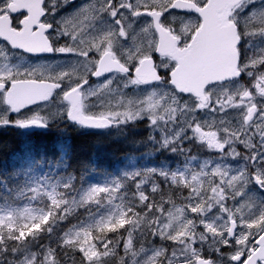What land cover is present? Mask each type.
Here are the masks:
<instances>
[{"label": "snow or ice", "instance_id": "obj_1", "mask_svg": "<svg viewBox=\"0 0 264 264\" xmlns=\"http://www.w3.org/2000/svg\"><path fill=\"white\" fill-rule=\"evenodd\" d=\"M54 2V0H53ZM249 0H231L229 9H232V17H236L237 9L248 3ZM44 3L39 7L42 9L41 18L45 15ZM93 0V3L88 7L82 9L71 19L64 21L60 26V34L68 37L72 41L69 47H61L54 49L51 46L50 39L47 35L48 29L51 27L49 24H44L42 19L39 21L40 35L38 38L33 39L27 45H15L31 53H49L59 51L61 53H75L83 58V63L78 65L72 71H63L56 75H49L40 70L32 71H0V93H3L7 99L8 105L12 111H19L23 109L24 103L21 102L17 106L11 99L13 86L17 84L25 85L21 87L18 92L19 95L27 100L28 104H32L35 99L47 101L52 96L55 89L61 87V81L71 82L74 79H79L80 83L70 87L68 91L63 94V99L68 102L70 108L68 110V117L74 121H78L83 125L95 127H107L110 121L120 118L121 122L134 120L140 117L143 113H147L151 123L158 125L160 122L168 124L175 122L178 113H194L197 110L209 109L215 112L217 108H221V101L218 99L215 103L209 100L207 95L200 96L195 100L194 106L183 105L182 107L176 104L175 107L165 108L164 111L167 115H161L160 109L164 105V99L156 96L155 93L148 96L146 100H141L140 104L143 105L137 111L131 109L120 111H102L96 116L85 115L82 112L83 101L87 99L81 92L83 84L87 83V74L91 72L96 77H101L108 73H121L128 74L131 69L129 65L134 64V78L130 80L133 85L148 83L147 78L143 74V66L146 60L152 58L154 46L146 43L145 34L154 27L159 26L163 14L171 10L167 5L156 6L148 3L147 0H136L133 4L131 0H120L118 6H114L113 0ZM120 8L128 9L134 17L142 14L152 18V24L142 29L132 37V48L123 49L119 53L115 51V45L118 38H127L131 25H125V18L118 17ZM23 13V12H22ZM108 13L115 19V24L118 26L116 30L109 29L101 35H87L89 24L97 18L98 14ZM24 16V15H23ZM22 16V17H23ZM13 20V16H10ZM231 19V18H230ZM234 25L235 33V51L237 55V71L236 77H239L242 72L249 71L251 75L253 71L264 66V51L252 57L247 63H241L238 57V44L240 40V33L237 26V19L231 20ZM175 32L179 26L178 19L174 18L173 23L168 25ZM13 27H15L13 25ZM245 35L255 36L264 35V14L261 16H253L244 21ZM23 25L16 31H22ZM97 54L96 59H89L90 53ZM170 67H174L171 65ZM78 69V70H77ZM157 76H160L158 68L156 69ZM48 82L45 87H36L32 82L35 81ZM111 81L103 85L107 89ZM252 87L260 96H264V71L255 73V79ZM97 93H92L96 95ZM240 99L232 104V107H242L244 109L242 114V125L240 129H232L225 127L223 129V137L219 135L218 130H215V124L212 125L205 123L194 122V117L183 121V126L172 135H166L163 138V146L172 145L174 148L183 135L185 130L190 129L193 135L205 144L210 150L217 152H224L226 147L230 149L229 155L233 158L241 155L235 148V144H241L247 149V155L244 157L249 161L251 167L255 169L254 174L250 175L248 171L242 170L238 174H232L228 169L219 166L212 167L205 164L200 170L186 169L183 172L156 173L155 170H149L144 173H135L129 176V180H136L139 177L136 188V197L140 206L145 207L144 213H138L131 207H125L123 203L115 204V211L109 215L97 220L94 225L83 227L79 229H69L62 238V246L78 250L82 253V260L86 264H99V262L115 254V247L119 244L120 238L118 237L114 243L112 239L108 238L109 233H118L126 226H131V230L127 233V238L124 241L123 247L125 255L130 254L135 257L137 253L133 251V232L141 230L145 221H148L149 231L159 236L161 239L167 238L170 241L184 245L187 243L185 250L191 253V258L187 261L181 259L175 251L171 256H166L164 250L155 251L149 256L143 264H211L201 258L200 253L193 248L195 243L194 237L197 235L195 229L196 224L192 219L185 217L186 212H191L197 215H203L211 208L219 206L220 211L226 214V227L223 231L218 230L213 224H203L206 232L215 238H220L223 246H229V239H235V245L238 247L229 259L236 264H264V206L256 209L251 203H241L239 207L229 208L225 206L228 199L235 200L243 194L244 187L252 180L256 184L264 186V105L257 106L254 103L253 95L248 89H244L237 94ZM235 99L232 95L228 96V101L232 102ZM129 104L132 101L128 102ZM228 108H224L226 112ZM223 113V112H222ZM6 121H0L3 123ZM45 126V121L40 116H35L29 122ZM227 124V121H222ZM24 126V125H22ZM213 129L207 131L206 129ZM181 151L185 149L181 148ZM163 177L170 186H175L178 189H187L188 195L184 196V203L181 206L176 205V201L171 194L160 195L159 202L150 201V198L142 190L144 184L148 183L154 175ZM68 188L69 185H64ZM123 185L116 182L111 187H92L83 196L82 204H98L102 199H107L108 203L112 204L117 197ZM171 190V187L169 188ZM36 194H39L37 189H32ZM152 193H160L158 185L153 184L151 187ZM50 201V208L47 212L32 214L29 213L23 226L18 227L15 233L9 232L7 234L8 240L23 242L29 238L37 235L45 229L46 225L54 222L57 218L63 220L64 216L57 217V212L64 205L68 204L67 200L61 198V194L53 188L51 191L45 193ZM75 203V202H73ZM167 206V207H166ZM175 208V214L170 209ZM70 211V210H69ZM149 213L155 215L149 216ZM165 213L168 214L165 217ZM66 215L68 212L65 213ZM178 214V215H177ZM185 217L186 223L181 228V235L178 237L176 233H169L165 228L170 227V224L162 225V218L180 219ZM0 221H4L6 225L15 222L14 217L9 214L7 216H0ZM203 223V221H201ZM35 228L36 231H30ZM239 229V233H237ZM51 231L50 228L47 229ZM227 234L225 238L224 234ZM200 239H204L200 236ZM5 243V234L3 229L0 228V245ZM143 249H141L142 251ZM219 251V249H216ZM23 264H59L56 253L53 249H48L42 256L33 254L31 258L25 259ZM119 264H124V257L120 258ZM135 264V262H133Z\"/></svg>", "mask_w": 264, "mask_h": 264}, {"label": "flooded vegetation", "instance_id": "obj_2", "mask_svg": "<svg viewBox=\"0 0 264 264\" xmlns=\"http://www.w3.org/2000/svg\"><path fill=\"white\" fill-rule=\"evenodd\" d=\"M133 4H136V0H131ZM148 3H152L156 6L167 5L171 10L165 12L161 17L159 23L167 33V36L163 37L157 33L155 27L145 34L146 43L154 46L152 52V58L154 68L159 71L161 82L152 84H139L143 89L155 90L154 88L164 89L169 87L174 93L175 97L180 100L188 101L190 106H194L196 99L193 96H182L178 94L169 84V73L178 65V63H189L191 67H196L207 58L214 54L219 59L230 60L233 64H236L237 70V55L235 51V33L232 19H237V26L240 33V40L238 44V57L241 63H247L252 57L258 55L261 51H264V47H260L252 39L253 36L245 35L244 21L260 15V5L264 7V0H249L244 4L241 9L236 10V17H232V9H229L231 0H147ZM41 3H44L45 15L41 18L42 9L39 7ZM93 3V0H0V71H7L12 69L13 71H32L40 70L49 75H56L63 71H72L78 65L83 63V58L75 53H61L59 51H53L49 53H31L19 47H13L15 45H27L33 39H36L40 35L39 21L42 19L44 24H49L51 27L48 29L47 35L50 39L51 46L54 49L61 47H69L72 45V41L60 34L61 24L74 17L82 9L88 7ZM114 6L120 4V0H113ZM97 6L98 0H97ZM23 12V13H22ZM24 15V16H23ZM13 16V20L10 19ZM23 16V17H22ZM125 18V25H131L129 35L127 38H118L115 45V51L120 52L123 49H131L132 37L141 32L142 29L152 24V18L147 15H140L134 17L128 9L120 8L118 11V17ZM174 18L178 19L177 31H173L170 25L173 23ZM231 18V19H230ZM13 25L15 27H13ZM23 25L22 31H16V27L19 28ZM116 30L118 26L115 24V19L108 13L98 14L97 18L90 22L87 35H101L109 29ZM161 46V47H160ZM97 54L95 52L90 53L89 59H96ZM174 65V67H170ZM132 71L128 74L121 73H108L101 77H96L89 72L87 74V83L83 84L81 92L87 97L83 101L82 112L85 115L96 116L100 113V107L98 106L101 97L107 96L109 101L115 102L116 90L119 86L124 91L131 93L130 80L134 78V64L129 65ZM78 70V69H77ZM264 71V66L253 71L250 75L246 70L240 74V78L225 84H218L211 86L206 90V95L209 100L215 103L218 99L220 101H226L227 104H222V110L228 108L226 112L232 117V121L235 124L232 129H240L242 125V114L244 109L242 107H232V104L240 99L237 95L244 89H248L252 95L254 103L259 107L264 105V96H260L256 93L252 87L255 73ZM111 81L108 91H101V87ZM36 87H45L48 82H41L39 80L32 82ZM79 79H74L71 82L65 80L61 81V87L55 89L52 96H50L47 103L40 106L34 104H28L27 100L19 95L18 90L25 85L17 84L13 86L11 99L13 102L20 106L21 102L24 103V108L19 111H12L8 105L7 99L3 93H0V121H6L0 123V134H20L22 139H28L30 141L37 142V137L40 139L45 138L46 142L51 145V150L56 143L57 139H67L68 133L74 131L82 135H97L118 138L120 141L124 136L130 143H140L136 147H128V149H137L142 152H146L145 160L148 163H156L160 161L165 154H175L176 149H187L190 147L195 151L194 146L199 140L193 135L190 129L184 132L177 142L175 148L172 145L163 146V131L159 130L156 125L151 124L148 120H141L137 126L125 125V123H132L131 121L121 122L117 118L112 120V126L107 129H87V131L79 130L76 128H69L67 113L70 105L63 99V94L70 89L71 86L79 84ZM157 88V89H158ZM92 93H97L92 95ZM232 95L235 99L232 102L228 101V96ZM37 99H35L36 101ZM61 110L62 115L55 116L53 110ZM197 112V111H196ZM196 112L192 113L194 122L196 121ZM40 116L45 121L43 128H37L38 124L29 123L33 117ZM60 118H65L67 122L63 123L62 127H59L53 131L54 124L59 122ZM216 122L221 123L218 115H213ZM24 125V126H22ZM74 125V124H73ZM229 126V125H228ZM54 129V128H53ZM211 131L213 129H206ZM219 135L223 137V132L219 131ZM59 135V136H58ZM65 144V145H64ZM67 142L64 141L63 148L65 149ZM200 144H202L200 142ZM59 145H62L60 142ZM58 145V146H59ZM236 150L241 153L239 157L233 158L228 153L230 149L226 147L224 152H217L210 150L211 158L222 159L223 161L231 164L238 165L239 170H246L250 175L254 174L253 169L248 160L244 157L247 155V149L241 144L234 145ZM70 148V147H69ZM71 149V148H70ZM183 155L184 151H181ZM126 156V153H123ZM264 167V166H262ZM235 168V167H234ZM233 169V168H232ZM232 174H236L233 171ZM161 184L168 189L171 187L175 189V186H170L167 181H160ZM164 191L160 188V192ZM245 191H249L254 194L258 200L264 203V186L258 185L252 180L249 183V187H245ZM168 193V192H167ZM179 192L176 194L178 195ZM128 226L127 228H130ZM226 227V223H225ZM224 227V228H225ZM224 230V229H223ZM128 233V231L126 232ZM239 233V229H237ZM153 235V234H152ZM146 239L140 243L137 241L133 243L134 251L139 253H147L150 251L164 250L166 256H171L175 251L181 256V259L187 261L191 258V253L186 252V242L184 245L176 242H167L156 247L145 248L142 251L135 249V246L142 245L143 243H149L153 241V236H147L143 234ZM227 238V234H224ZM115 238V237H113ZM134 238V237H133ZM116 239V238H115ZM136 241V239L134 238ZM121 245L124 244V240L120 239ZM238 246L235 245V239H229V246L225 247L221 244L220 238L212 243L210 240L207 244H193V248L196 249L201 258L206 261H210L211 264H236L229 259L230 255L234 253ZM216 249H219L217 251ZM121 257H124V264H130V260L136 259V257L128 258L124 250L120 252ZM120 257V258H121ZM119 260H103L102 264H119ZM117 262V263H116Z\"/></svg>", "mask_w": 264, "mask_h": 264}, {"label": "trees", "instance_id": "obj_3", "mask_svg": "<svg viewBox=\"0 0 264 264\" xmlns=\"http://www.w3.org/2000/svg\"><path fill=\"white\" fill-rule=\"evenodd\" d=\"M68 137L71 148L68 175L79 176L83 182L94 174L112 175L117 169L121 168L123 153L128 154L132 151L128 147L133 148L140 145V143L128 142L124 136H120L122 139L119 141L116 137L114 138L117 140H114L110 136H107V139H105L104 136L82 135L71 131L68 133ZM60 141L62 144L64 143L63 139H60ZM50 148L51 145L46 142L44 137L40 138L38 142H34V140L26 142L15 134H0V209L18 208L29 203V195L25 194L22 189L25 184L22 181L25 168L30 162L37 163L41 159H44L45 156L41 153L49 151ZM97 154L106 158L110 156V158L114 159L110 165L104 166L97 163L95 158ZM18 158L20 161L19 170L15 168ZM167 192L176 197L174 193ZM167 192L152 193L150 190H147L145 194L149 196V202L153 200L159 202L160 195H167ZM62 194H65V192ZM37 206L44 212H47L50 208V201L46 197H39ZM146 210V206L142 208L140 204L135 207V211L138 213H144ZM60 212L61 209L58 210L57 217H59ZM154 214L149 213V216ZM14 219L15 222L12 224L0 225L5 234V243L0 245V264H19L20 260L24 258L29 250H34L39 256H42L46 249H53L55 251L59 264H84L82 257L75 249L62 246V240L58 235L59 228L56 229L54 234L48 235V225H46L44 230L33 237L27 238L23 244L18 241L8 240L6 238L7 234L9 232L15 233L17 228L23 226L25 223L20 221L19 218ZM55 221H59V218ZM30 231H36V229L32 228ZM124 231L126 229H121L118 233H109L108 238L112 239L115 243L118 237L120 239L124 238ZM144 233L149 236L151 234L148 228V221L144 222L141 230L134 231L133 235L137 238H142ZM49 244L52 245L50 246ZM23 250H26V253Z\"/></svg>", "mask_w": 264, "mask_h": 264}, {"label": "rangeland", "instance_id": "obj_4", "mask_svg": "<svg viewBox=\"0 0 264 264\" xmlns=\"http://www.w3.org/2000/svg\"><path fill=\"white\" fill-rule=\"evenodd\" d=\"M260 7H261L260 8V15H261V14H264V7H262V5H260ZM252 39L256 42V44L258 46L264 47V35H255L252 37ZM130 87H131V93L129 94L128 91H124L123 88H120L119 86H117L115 88V90H116L115 102L109 101L108 97L106 95L101 97V100H99V103H98V106L101 109L100 112H102V111H120V112H123V111L128 110V109H131L132 111H137L143 107V105L140 104V101L146 100L148 98V96L152 95L153 93H155L156 96L159 98H166V99H164L163 107L160 109L161 115H167L166 112L164 111L165 108H170V107L176 106V104H174L173 101L178 103L181 107L185 104H187V105L190 104L188 101L180 100L178 97H175L174 93L171 91V89L169 87H166L164 89H159L157 87L158 89L154 88L155 90H150V89H146V88L143 89L139 85L131 84V85L127 86L128 89ZM102 88H103V86L101 87V89ZM108 89H111V88L108 87L107 89H104V90L108 91ZM129 101H132V103L129 104L128 103ZM221 104H227V102L222 100ZM52 112L55 116L62 115L61 110L55 109ZM196 113H197L196 114L197 116H196L195 122H199V123L207 122V124H209V125H212L214 123L215 124V130H219V131L223 132V129L225 127L234 128L235 124L232 121V117L229 116L228 112H224L222 110V107L217 108L215 112L210 111L209 109H203V110H197ZM213 115H218L219 119L221 120V123H218L215 121V119H212ZM191 118H193L192 113H178L174 123L169 122L168 124H164L163 122H160L156 126L159 130L163 131V138H164L166 135L170 136L173 133H175L176 131H179V129L183 126V121L191 119ZM117 119L120 121L119 117ZM143 119L148 120L151 123V120H150V118L146 112L143 113L140 117H138L134 120H128V121L135 122V121H141ZM222 121H227L228 123L224 124V123H222ZM209 129H211V128H209ZM187 130H185V131H187ZM195 146L200 150L201 153L202 152L205 153L206 149H203L201 144H198V145L196 144ZM211 160L213 162H211ZM206 163L212 167L219 166L221 168H225L223 166V164L220 163V161H218L216 159L213 160V159L205 158V159L199 160L196 157L189 155L184 160L183 166L178 168L175 172H183L189 168H191L194 171L195 170L198 171V170H200V168L204 167ZM144 168H145V170L146 169H152L155 171H168L167 167H162V168L157 169L155 167L145 166ZM34 173L35 172H33L32 174H34ZM107 187H110V186H107ZM245 187L248 188L249 183ZM245 187L243 189V194L241 196L237 197L235 200H233V199L226 200L225 206L234 209L236 207H239V205L241 203H245V202L253 204L254 208H256V209L260 208L261 206H264V204H262L255 196H253L252 193H250L249 191L246 192ZM53 188H55L56 191L61 189V182H60L59 177L55 181H51V180L37 181L35 178L30 177L29 178V188L26 191V193L30 194L31 202L28 205H23V206L18 207V208L1 209L0 210V216H7V215L11 214L14 218H20L19 220L26 221L29 213H32V214L42 213L43 212L42 209L39 208L38 206H36V204H35L36 202H38V200H35L36 202H34L33 199H37L40 195H43L46 198H48L45 193L51 191ZM91 188L87 189L83 193V195L79 198H75L74 200L65 199L69 203L65 209H61L59 216H64L65 210L68 213H70L77 206L89 205V204H82L81 200H82L83 196L87 193V191L90 190ZM32 189H37L39 194L34 193L32 191ZM73 202H75V203H73ZM99 204H102V203L100 202L96 205H99ZM113 211H115L114 204L113 203L110 204V203H108L107 199H104L103 204L101 205V209L96 214H94V215L90 216L88 219H86V221H89V222L85 225L80 224V226L75 227V229L88 227L89 225H94L97 220L101 219L102 217L109 215ZM172 212L175 214V210H173ZM167 216H168V214L165 217H167ZM185 217H187L188 219H192L196 224L195 231H196L197 235L194 237V239L196 240L194 244H200V243L207 244L210 240L212 241V243H215L219 238L218 237L215 238L211 234L207 233L205 228L203 227V224L211 223L218 230L223 231V229L225 227L226 220H227L226 214L222 213L220 211L219 206H215V207L211 208L209 211H207L203 215L193 214L189 211V212L185 213ZM185 217H180V219H178V220L177 219H171V218H163L161 220V223H162V225L170 224V227L165 228V231L169 232V233H176L177 236L179 237L181 235L180 230L183 227V225L186 223ZM59 221H60V219H59ZM201 221H203V223H201ZM0 224H4V221H0ZM200 236H203L204 239H200ZM189 242L190 241H186V244ZM182 247L185 248V246H182ZM156 251H158V250H156ZM154 252L155 251H150L147 253L148 255H146V253H139L135 256L136 259L130 260V262H131L130 264H133V262H135V264H143V262L149 256H151ZM127 257L133 258V256H131L130 254H128ZM100 263H101V261L99 262V264Z\"/></svg>", "mask_w": 264, "mask_h": 264}, {"label": "water", "instance_id": "obj_5", "mask_svg": "<svg viewBox=\"0 0 264 264\" xmlns=\"http://www.w3.org/2000/svg\"><path fill=\"white\" fill-rule=\"evenodd\" d=\"M145 66V65H144ZM143 66V68H144ZM225 71L222 69H180L177 68L172 73V85L177 91L183 93H191L190 86L194 84L201 85L202 83L213 84L223 79ZM233 74V71L230 72ZM203 88L197 91V94L201 96ZM95 127V126H94ZM104 128V127H95Z\"/></svg>", "mask_w": 264, "mask_h": 264}, {"label": "bare ground", "instance_id": "obj_6", "mask_svg": "<svg viewBox=\"0 0 264 264\" xmlns=\"http://www.w3.org/2000/svg\"><path fill=\"white\" fill-rule=\"evenodd\" d=\"M92 150H93V148H92ZM92 154V153H91ZM96 154V153H95ZM109 156V155H108ZM90 157V156H89ZM95 158H96V160H97V163L98 164H102V165H110L111 163H112V161H113V159L112 158H110V156H109V158H106L105 156L103 157V156H101V155H99V154H97L96 156H95ZM2 174V173H1ZM158 198V197H157ZM143 208V207H142ZM140 212V211H139ZM131 230V229H130ZM153 236V235H152ZM59 243V242H58ZM40 244V243H39ZM50 245V244H49ZM52 245V244H51ZM50 245V246H51ZM42 247V246H41ZM38 249V248H37ZM47 250V249H46ZM23 251H25V253H26V250H23ZM21 261V260H20ZM64 264V263H63Z\"/></svg>", "mask_w": 264, "mask_h": 264}]
</instances>
